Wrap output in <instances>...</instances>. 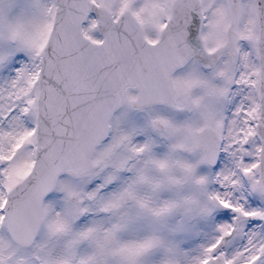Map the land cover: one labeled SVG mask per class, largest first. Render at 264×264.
Wrapping results in <instances>:
<instances>
[{
  "label": "snow or ice",
  "instance_id": "1",
  "mask_svg": "<svg viewBox=\"0 0 264 264\" xmlns=\"http://www.w3.org/2000/svg\"><path fill=\"white\" fill-rule=\"evenodd\" d=\"M0 264H264V0H0Z\"/></svg>",
  "mask_w": 264,
  "mask_h": 264
}]
</instances>
